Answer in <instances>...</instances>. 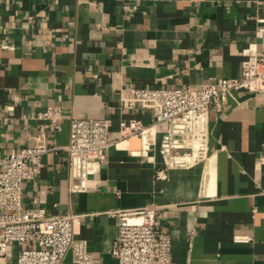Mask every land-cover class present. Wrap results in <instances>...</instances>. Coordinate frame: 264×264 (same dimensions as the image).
<instances>
[{
	"label": "crops",
	"instance_id": "1",
	"mask_svg": "<svg viewBox=\"0 0 264 264\" xmlns=\"http://www.w3.org/2000/svg\"><path fill=\"white\" fill-rule=\"evenodd\" d=\"M264 53V0H0V156L43 142L22 205L76 216L74 238L98 264L111 255L118 215L153 205L171 264H264V93L210 106L204 162L168 168L119 124L153 122L127 89L199 90L238 79L244 53ZM58 110L55 131L37 115ZM110 123L112 147L94 188L70 190L62 150L72 119ZM240 239L237 241V239ZM32 245L10 247L8 264ZM64 264H74L69 252Z\"/></svg>",
	"mask_w": 264,
	"mask_h": 264
},
{
	"label": "built area",
	"instance_id": "2",
	"mask_svg": "<svg viewBox=\"0 0 264 264\" xmlns=\"http://www.w3.org/2000/svg\"><path fill=\"white\" fill-rule=\"evenodd\" d=\"M244 57L238 79H222L199 90L127 89L129 105L139 104L149 110L153 122L149 125L134 120L121 122L120 139L137 137L141 144L139 152L143 153L156 145L157 126L165 124L158 152L166 167L183 168L204 162L208 155L210 106L235 99V94L241 92L264 93V53L248 49ZM57 113L58 110L48 108L37 118L48 121L59 131ZM109 129L110 123L105 119L70 121L68 143L62 150L67 157L71 191L94 188L95 168L113 145ZM51 150L39 142L0 156V264H8L12 245H32L17 252L15 264H64L69 252L74 264L99 262L87 251L83 241L74 238L76 216L47 217L40 208L22 205L23 182L31 179L41 157ZM191 157H194L192 162H185ZM111 255L117 264H171L170 237L160 227L155 206L118 215Z\"/></svg>",
	"mask_w": 264,
	"mask_h": 264
},
{
	"label": "bare ground",
	"instance_id": "3",
	"mask_svg": "<svg viewBox=\"0 0 264 264\" xmlns=\"http://www.w3.org/2000/svg\"><path fill=\"white\" fill-rule=\"evenodd\" d=\"M194 157H196V155H195ZM194 157H191V158H186V159H185V162H192V161H193V159H194Z\"/></svg>",
	"mask_w": 264,
	"mask_h": 264
},
{
	"label": "rangeland",
	"instance_id": "4",
	"mask_svg": "<svg viewBox=\"0 0 264 264\" xmlns=\"http://www.w3.org/2000/svg\"><path fill=\"white\" fill-rule=\"evenodd\" d=\"M14 259H15V256H14Z\"/></svg>",
	"mask_w": 264,
	"mask_h": 264
}]
</instances>
